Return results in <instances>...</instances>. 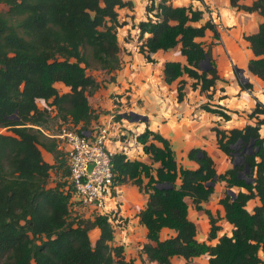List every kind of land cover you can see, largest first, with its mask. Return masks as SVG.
<instances>
[{
	"label": "trees",
	"instance_id": "16d2710c",
	"mask_svg": "<svg viewBox=\"0 0 264 264\" xmlns=\"http://www.w3.org/2000/svg\"><path fill=\"white\" fill-rule=\"evenodd\" d=\"M229 4L235 6L234 0ZM0 5L6 7L0 10V129L10 131L0 132V264H136L124 259L121 246L110 244L113 228L107 217L67 221L69 188L63 189L64 182L47 186L51 165L39 150L50 153L58 169L65 163L62 176L66 179L64 156L55 140L42 133L46 108L56 113L58 126L71 123L78 132L90 127L95 117L87 96L97 90L98 83L85 70L118 67L116 30L126 22L119 21L117 10H132V1L0 0ZM237 8L262 16L257 31L244 38L253 55L247 71L264 82V0ZM151 13L153 20L145 17ZM144 19L133 27L138 52L150 61V53L179 45L185 63L165 61L164 82L186 75L191 79V89L198 88L210 97L219 76L196 39L213 25L209 21L198 24L201 11L171 0H150L144 6ZM205 60L209 67L201 70ZM233 72L239 79L238 71ZM57 82L66 87V92L58 93L54 86ZM238 84L240 89H251L248 82L239 80ZM182 85L180 80L177 100L182 98ZM41 101L44 106L38 108ZM201 108L222 119L229 118L219 105ZM248 117L255 122L239 129L214 128L218 148L231 162L240 159L221 174L215 172L211 158L200 148L187 153V158L196 162L195 169L177 168L167 140L146 127L135 135L134 143L158 163L157 167L128 160L122 153L111 156L116 183L129 182L147 194L137 215L146 238L154 245H141L145 262L139 264H170L172 256L188 260L202 254L208 255V264H264L260 257H264V135L259 133L264 124V103L255 100ZM245 146L251 153L241 152ZM245 167L248 171L244 173ZM177 177L180 183L175 186ZM217 180H223L227 188L235 186L243 191L219 200L225 220L232 225L231 234L221 235L214 245H208L194 239V225L187 219L184 198L189 197L193 207L200 209ZM253 197L259 204L248 212L245 205ZM206 214L208 238H212L216 227ZM162 227L172 229L174 235L159 240L157 234ZM92 228L98 231L93 242L88 236Z\"/></svg>",
	"mask_w": 264,
	"mask_h": 264
},
{
	"label": "crops",
	"instance_id": "0c3cea01",
	"mask_svg": "<svg viewBox=\"0 0 264 264\" xmlns=\"http://www.w3.org/2000/svg\"><path fill=\"white\" fill-rule=\"evenodd\" d=\"M171 1L173 4L191 5L201 11L198 24L209 21L213 25L212 29H206L203 36L196 39L207 51L219 76L214 90L208 92L210 97L199 92L198 88L191 89V79L186 75H181L170 83L164 82L162 70L165 61L185 63V58L179 53V45L166 51L157 50L150 53V61L138 52L133 27L139 20L144 19V11L136 16L132 0L133 11L121 9L122 12L129 13V16H124L123 20L126 24L119 28L124 29L125 35L121 39L117 36L119 42L118 67L109 71L99 70L91 74L98 83L97 90L87 96L88 105L95 117L91 121V126L96 123H107L112 113L111 110L115 107L113 101L120 94H125L128 96V106L132 113L145 118L140 123L138 122L137 127L134 125L135 122L125 123H132L139 132L146 127L166 139L177 168L195 169L197 164L187 158V153L192 148H200L211 158L215 172L221 174L232 166V162L218 148L214 128L239 129L245 124H253L255 120L249 118L248 114L254 107L255 100L262 103L264 101L260 90L264 82L247 71V63L253 55L249 43L244 38L257 31L262 16L256 11L247 12L237 8L238 6H249L254 0H234L235 6H231L229 0ZM234 69L238 71L239 79L235 76ZM180 80L183 81V95L181 100H177L176 88ZM239 80L250 83L251 89H240ZM203 105L209 107L219 105L225 108L223 111L227 112L229 118L225 120L207 112L201 108ZM127 127L134 132L132 126ZM259 133L260 136L264 135V124L260 126ZM241 152H248V146L243 147ZM129 153L128 159L142 161L151 168L158 166V163L152 162L142 152L139 145L130 148ZM179 183L180 179L177 177L174 184L178 186ZM117 190L119 192L118 214L124 223L113 230L110 244L121 246L123 253L131 254L126 258L130 260L142 244L154 245V242L146 238V229L139 223L137 215L145 205L147 194L138 191L132 184H119ZM239 190L243 191L242 188L235 186L227 188L223 180H217L213 184L209 199L201 203L200 209L193 207L189 197L184 198L186 216L194 225L196 241L214 245L221 235L230 236L232 225L225 220L224 209L219 200L226 194L233 196ZM258 204V198L253 197L246 202L245 209L251 212L252 208ZM206 212L216 227L212 238H208L210 223ZM96 230L95 238L98 235ZM173 235L174 231L167 227L160 228L157 234L159 240ZM260 257L264 258L262 255ZM142 258L145 257L142 255ZM169 262L170 264H208V255L202 254L188 260L180 256H172Z\"/></svg>",
	"mask_w": 264,
	"mask_h": 264
},
{
	"label": "built area",
	"instance_id": "2783aa9c",
	"mask_svg": "<svg viewBox=\"0 0 264 264\" xmlns=\"http://www.w3.org/2000/svg\"><path fill=\"white\" fill-rule=\"evenodd\" d=\"M260 90L264 95V85ZM38 103L40 107L44 106L42 101ZM127 112L126 110L119 114L127 115ZM113 117L114 115H109L107 123L93 125L88 135L76 131L71 123L60 124L55 132L42 130L44 135L55 140L57 149L65 158L68 167L66 183L70 188L69 200L73 202L74 198L76 203L87 205L100 215L114 211L118 202V185L114 179L111 156L116 151L124 154L126 158L130 154L118 139L113 140V137L119 134L118 128L112 122ZM120 119L128 121L126 116H121ZM128 132L133 133V130L128 128L122 135L127 136ZM131 140L133 146L134 136H131ZM117 216L119 218L118 213ZM112 218L115 219L114 216ZM108 220L112 223L109 217Z\"/></svg>",
	"mask_w": 264,
	"mask_h": 264
},
{
	"label": "rangeland",
	"instance_id": "374dc122",
	"mask_svg": "<svg viewBox=\"0 0 264 264\" xmlns=\"http://www.w3.org/2000/svg\"><path fill=\"white\" fill-rule=\"evenodd\" d=\"M132 1V0H131ZM134 1V11H135V14L136 16L139 15L140 13H143L144 11V6L147 5V3L150 1V0H133ZM157 1V0H155ZM133 3V2H132ZM138 6V8H137ZM137 8V9H136ZM121 9H125V8H120L117 10V13H118V18H119V21H122L124 16H129V13L127 12H122ZM128 9V8H127ZM0 10L1 11H5L6 10V7L3 6V5H0ZM129 11H133V8L132 10L131 9H128ZM150 17L152 20L154 19V17L152 16V13L149 14V15H145V17ZM145 20V19H144ZM127 21V20H126ZM121 28V27H120ZM120 33V34H119ZM126 32H124V29H117L116 30V34L117 36L119 37V39H121L122 36L125 35ZM128 33V32H127ZM129 35V34H128ZM99 70H93V69H86L85 70V73L91 75L93 72H97ZM264 85V83L262 84ZM54 86L56 88V90L58 91V93H63V92H66V87L60 83V82H57V83H54ZM262 94V93H261ZM123 96V97H122ZM263 96V99H264V95L262 94ZM113 97V96H112ZM111 97V98H112ZM127 97L125 94H120V96H117L115 98V100L113 101V103L115 104V107L112 108V113H116V111H119L121 109H124V110H127L129 109L130 107L128 106V101H127ZM49 101V100H47ZM117 101V102H115ZM119 102V103H118ZM264 103V101H263ZM122 106V108H121ZM37 107L40 108V104L37 103ZM39 110H43V109H39ZM123 110V111H124ZM130 110V109H129ZM114 111V112H113ZM59 118L56 116V113L50 108V107H47L46 108V116L44 118V121H43V130H47L48 132H55L56 131V128L59 124ZM114 123H115V127L118 128V133L117 136H114L113 137V140L115 139H118L121 143V146L125 149V150H130V148H135L137 146V144L133 143V146H132V140H131V136H134L133 134L134 133H138L139 131H137L138 129H135L132 125V123L128 122L127 124L129 126H132L133 129H134V132L129 133V135L127 134V136L124 134L122 135V132L124 130H127L129 127H127L128 125L125 123V122H121L119 120L118 117H114L113 119ZM134 125L137 127L138 126V122L140 123L141 120H136L134 121ZM98 124V123H96ZM91 126V125H90ZM92 127V126H91ZM89 127L88 129L86 130H83V131H80V132H84V135H88V132L90 130ZM0 132L1 133H10L9 130L5 129V128H1L0 129ZM40 150V153H41V156H42V159L47 162L49 165H51V168L49 169V175H48V178H47V186L48 187H53L54 185H56L57 183H63L65 184L64 188H69V186L67 185L66 183V179L65 177L62 176V172H64L65 170V163L63 164H60L59 165V169L57 168V165L54 164V159L52 158L51 154L44 151L43 149L39 148ZM137 151V149H136ZM61 152V151H60ZM62 153V152H61ZM63 155V154H62ZM61 155V156H62ZM136 156H139V155H136ZM63 157V156H62ZM236 160H240L236 157ZM145 181V180H144ZM123 184H129V182H125ZM69 193H70V188L68 189ZM73 202H71L70 200L68 201V217H67V221L69 223H75L77 219H92L93 216L95 215H100L98 214L97 211L91 209L89 206L87 205H84V204H81V203H76L75 199L73 198L72 199ZM119 211V204L117 202L116 204V207H115V210L114 211H107L105 212L106 214L104 216H107L109 217V219H111V222H112V226H113V229H115L116 227H120V225L122 224L120 222V219L117 218V213ZM115 217V219H113L112 217ZM115 221H118V222H115ZM124 222V221H123ZM96 229L92 228L88 231V236H89V239L91 242H93L95 236H96V232H95ZM97 231V230H96ZM137 252L132 256V258L130 260H132L134 263L136 264H139L138 261L140 262H145V258H142V254L140 253V250L137 249L136 250ZM139 251V252H138ZM122 254H123V257L126 259L129 255L131 254H126L125 252L123 253L122 251ZM127 260V259H126ZM137 261V262H135Z\"/></svg>",
	"mask_w": 264,
	"mask_h": 264
},
{
	"label": "water",
	"instance_id": "95a60500",
	"mask_svg": "<svg viewBox=\"0 0 264 264\" xmlns=\"http://www.w3.org/2000/svg\"><path fill=\"white\" fill-rule=\"evenodd\" d=\"M208 67H209V63H208L207 60L203 61V62L200 64V68H201V70H205V69H207ZM244 80H245V78H244ZM130 116H131V120H133V121H136V120H145L144 117H142V116H140V115H138V114H135V113H131ZM11 117H14V116H11ZM15 118H16V117H15ZM234 149H235V154H236L237 147H235ZM248 152L251 153V151H250V147H249V146H248ZM239 162H240V160H236V159H235V160L232 162V166H233L235 163H239ZM247 171H248V168L245 167L244 173L247 172ZM167 186L170 187V185H167ZM158 187H165V185H159Z\"/></svg>",
	"mask_w": 264,
	"mask_h": 264
},
{
	"label": "clouds",
	"instance_id": "9594fccd",
	"mask_svg": "<svg viewBox=\"0 0 264 264\" xmlns=\"http://www.w3.org/2000/svg\"><path fill=\"white\" fill-rule=\"evenodd\" d=\"M117 102V101H116ZM119 103V102H118ZM121 108H122V106H121ZM124 109H121V110H119V111H116V113L114 114V113H111L110 115H114V117H118V118H121V116H126V118H127V120L128 121H131V122H134L133 120H131V116H130V114L132 113V111L131 110H129V109H127V115H124V113H123V115L122 114H119V112H122ZM126 110H124V112H125ZM114 117H113V119H114ZM112 119V120H113ZM134 135V138H135V135H136V133H134L133 134ZM60 151V150H59ZM116 151V150H115ZM114 153H119V152H114ZM126 158V157H125ZM65 159V158H64ZM126 159H128V158H126ZM128 160H131V159H128ZM66 162V161H65ZM117 184V183H116ZM118 186H119V184H117ZM69 201V200H68ZM119 212V211H118ZM101 216H104V215H101ZM105 217H107V216H105ZM108 218V217H107ZM119 219H120V222L123 224L124 222H123V220H121V218L119 217ZM121 224V225H122ZM120 225V226H121ZM111 226H112V223H111ZM112 228H113V226H112ZM114 230V229H113Z\"/></svg>",
	"mask_w": 264,
	"mask_h": 264
}]
</instances>
